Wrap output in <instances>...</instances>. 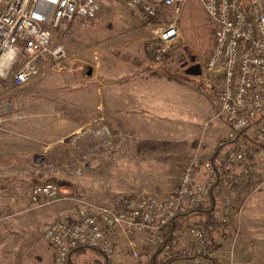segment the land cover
<instances>
[{"label":"built area","instance_id":"built-area-1","mask_svg":"<svg viewBox=\"0 0 264 264\" xmlns=\"http://www.w3.org/2000/svg\"><path fill=\"white\" fill-rule=\"evenodd\" d=\"M117 1L153 28L147 51L154 60H162L180 37L179 16L187 0ZM198 1L215 24L202 71L220 79L219 114L226 117L231 146L220 157L205 161L200 170L194 162L188 163L175 187L165 194L141 191L122 203H89L61 214L43 233L54 250L49 264H67L76 247H88L112 259L121 234L136 264H149L140 257L138 239L156 253L155 264H207L214 235L237 213L233 193L241 182L231 174L230 166L244 163L252 152L244 140L264 141V0ZM99 9L98 0H0V89L5 84L24 85L39 74L44 60L63 61L67 50L63 44H53L54 31L75 19L84 24ZM165 10L168 20L152 26ZM1 110H10V104L0 102ZM3 122L0 113V129ZM105 133L109 134L107 128ZM248 171L246 165L241 172ZM216 183L219 190L210 219L190 217L165 238L163 226L181 209L202 206ZM68 192L57 182H39L30 190V203L48 205Z\"/></svg>","mask_w":264,"mask_h":264},{"label":"rangeland","instance_id":"rangeland-1","mask_svg":"<svg viewBox=\"0 0 264 264\" xmlns=\"http://www.w3.org/2000/svg\"><path fill=\"white\" fill-rule=\"evenodd\" d=\"M98 1L100 9L94 19L84 24L75 19L54 31L53 44H63L67 57L59 63L50 59L42 61L40 72L34 77L59 72L71 59L74 60L73 63L79 61L81 66H78L83 74L91 67L90 75H94V79L98 78L104 84H113V80L117 78L116 73L123 69L126 73L158 75L153 81L158 84L156 89L160 91L152 95V105L148 106L147 102L139 101L141 107L127 106L136 111L125 113L127 116L146 114L156 117L153 118L156 122L152 128L137 130L130 125L122 127L117 125V112L101 113L106 109L103 106L106 104L104 101L101 103L99 99L101 90L98 84H93L95 94H79V102L90 104L88 111L78 106L81 110L66 112L70 119L76 118L81 122L88 118L91 122L62 140L59 146V161H51L56 173L53 178L62 180V185L68 187L67 197L87 200L99 206L118 203L141 191L165 194L175 187L188 163L194 162L196 169L200 170L205 161L224 154L231 143L227 142L226 117L219 114L217 86L220 79H212L202 71L209 53L205 58L197 57L201 56V51L195 49L196 54L186 53L184 57L182 44L187 43L179 24L180 37L168 51L167 54L170 55H165L160 61L154 60L147 51L153 28L146 27L117 0ZM197 3L198 0L186 1L187 16L191 6ZM162 16L155 20L152 26L168 20L169 11L165 10ZM197 25L190 17V30L193 31V27L197 28ZM172 55L181 57L177 56L176 60L171 61ZM190 56H194L201 66V74L198 76L186 74L185 69L181 67L183 60L190 61ZM109 73L112 81L105 77ZM166 75L169 79L161 78ZM34 82L19 87L2 85L0 102H8L10 108L15 106L14 104L34 105L53 102L54 95L60 93V90L54 88V80L43 82L44 85L40 87L38 80ZM58 97L57 100H60ZM148 98L140 97L139 100L147 101ZM110 107L119 109L123 108V105L116 97L115 103ZM164 118L167 119L163 120ZM105 128L109 134L105 133ZM144 136L184 142L185 145L184 148L180 145V148L171 151L159 150L137 155L134 144ZM244 141L252 152L247 155L244 163L230 166L231 174L241 182L233 193L237 213L224 229L214 235L212 242L213 250L217 251L216 255H223L218 264H264V141L257 142L253 138ZM217 145L221 148L214 157ZM38 155L44 154L38 152ZM48 163L49 161H44L43 164L41 156L34 161L30 160L33 170ZM246 165L249 166V171L243 174L241 171ZM75 169H81V173L76 174ZM242 240L246 244L239 248L238 244ZM41 247L49 249L48 243L42 239ZM126 249L127 247L121 252ZM34 251L31 247V256ZM127 252L129 253V250ZM151 253L152 250L139 245L142 261H147ZM70 260L72 264H127L128 261L124 255L116 257L115 261L106 260L102 254L91 248L72 252Z\"/></svg>","mask_w":264,"mask_h":264},{"label":"crops","instance_id":"crops-1","mask_svg":"<svg viewBox=\"0 0 264 264\" xmlns=\"http://www.w3.org/2000/svg\"><path fill=\"white\" fill-rule=\"evenodd\" d=\"M77 61L73 63L74 60L71 59L61 71L52 75L42 74L38 78L32 77L24 84L28 86L38 80V86L40 87L44 85L43 82L54 80V88L60 90L59 94L54 95V103L14 104L15 106H11L10 110H1L0 112L4 117L0 129V264H49L54 253L53 248L50 244H48L49 249L40 248V239L46 242L43 237L46 226L61 214L68 213L79 206L89 203L96 205L87 200L81 201V199L67 197V195H62L50 204L41 207H34L30 203L29 193L32 186L56 175L55 169L52 168L54 164L51 161H59V152L61 151L59 146L62 144V140L69 138L91 122L88 118L78 122L76 118L70 119L66 115L67 111L76 112L81 110L78 109V106L84 107L83 110L88 111L90 104L79 102L80 93L95 94L96 89L93 84H98L101 96H96L99 97L101 103L104 101L106 104L103 105L106 109L102 110L101 113L104 111L108 113L117 112V125L119 126L130 125L138 130L152 128L156 122V119H153L156 117L150 115L137 114L132 116L130 114L127 116L125 113L132 110L136 111L133 108L130 109V107H141L140 102H147L148 106L152 105V95L160 91L156 89L158 84L153 81L158 75L126 73L123 69L118 70L115 80L112 79L110 73L105 74V77L116 83L107 84L104 80V84L98 78H96L98 80L94 79V75L87 76L85 72L83 74L78 66L80 63ZM161 78L169 79L167 75L161 76ZM56 97L60 100H57ZM116 97L123 108L110 107L115 103ZM140 97L149 98L147 101H143L139 100ZM140 109L142 111V108ZM169 121H173V119H169ZM144 138L158 139L152 136H144L137 141ZM55 145L58 147H54ZM38 152H43L44 155H38ZM38 156H41L43 164L44 161H49V163L40 169L33 170L30 160L34 161ZM63 187L68 190L67 186ZM244 244L246 243L242 240L238 247L240 248ZM137 245L138 250L139 245H144L147 249L152 250L140 239L137 240ZM31 247L35 250V254L33 253L32 256L30 254ZM125 247V237L121 234L118 252L112 258L113 260L109 259V261H115L116 257L124 255L126 261L128 260L127 264H136L131 254L127 252L128 248L125 252H121ZM216 253L217 251L213 250L212 257H218L217 261L219 263L220 257L223 255H216ZM70 254L67 264H72ZM152 255L153 252L147 258V262H149ZM140 257L142 259L141 255ZM110 264H113V262H110Z\"/></svg>","mask_w":264,"mask_h":264},{"label":"trees","instance_id":"trees-1","mask_svg":"<svg viewBox=\"0 0 264 264\" xmlns=\"http://www.w3.org/2000/svg\"><path fill=\"white\" fill-rule=\"evenodd\" d=\"M187 4H184L180 14L179 24L183 33V37L187 43V45L182 44L184 57L186 53H194L195 49H199L201 51V58H205V56L209 53L211 45L213 44V34L215 29V24L210 20L207 13L200 7L199 3L194 6H191L189 10V16H187L188 12L186 9ZM190 17L193 19L194 24H198L196 27H193V31L190 30L189 21ZM203 38V39H202ZM196 54V53H194ZM170 55V54H167ZM181 57L179 55H172L170 60L174 61L176 58ZM170 61V62H171ZM228 140V139H227ZM229 142V140L227 141ZM179 145V146H178ZM184 148L185 143L174 141V140H165V139H149L144 138L140 139L135 144V152L137 155H144L153 151H171L175 148ZM220 145L214 150V157L219 151ZM44 181H54L59 184H63L62 180L56 178H48ZM218 183L214 185L211 189L205 203L198 208H184L181 209L177 215L168 221L164 226V237L168 238L174 231L183 227L184 223L190 217H197L200 220L207 221L210 219L212 215V209L215 204V195L218 193ZM128 199V197L122 199L120 203ZM88 247H76L71 252H80ZM210 250L213 251V245L210 246ZM107 260V259H106ZM68 263V262H67ZM149 264L156 263V253L149 259ZM207 264H218V261L214 257L207 258Z\"/></svg>","mask_w":264,"mask_h":264},{"label":"water","instance_id":"water-1","mask_svg":"<svg viewBox=\"0 0 264 264\" xmlns=\"http://www.w3.org/2000/svg\"><path fill=\"white\" fill-rule=\"evenodd\" d=\"M190 61H194L195 57L194 56H190L189 57ZM188 63V60H183L181 62V67H183L184 65H186ZM185 73L189 74V75H193V76H198L201 74V66L198 62L188 66L187 68H185ZM91 74V67H88L87 71H86V75L89 76Z\"/></svg>","mask_w":264,"mask_h":264},{"label":"flooded vegetation","instance_id":"flooded-vegetation-1","mask_svg":"<svg viewBox=\"0 0 264 264\" xmlns=\"http://www.w3.org/2000/svg\"><path fill=\"white\" fill-rule=\"evenodd\" d=\"M196 62H198L196 59H195L194 61H189V60H188V63H187L186 65L183 66V69L187 68L188 66H190V65H192V64H194V63H196Z\"/></svg>","mask_w":264,"mask_h":264}]
</instances>
